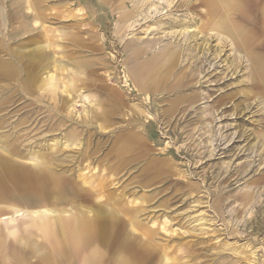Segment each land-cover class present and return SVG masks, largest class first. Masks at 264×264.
<instances>
[{
  "label": "rangeland",
  "instance_id": "rangeland-1",
  "mask_svg": "<svg viewBox=\"0 0 264 264\" xmlns=\"http://www.w3.org/2000/svg\"><path fill=\"white\" fill-rule=\"evenodd\" d=\"M231 1L0 0V164L66 182L10 186L0 264L54 253L36 209L96 218L88 264H264V0Z\"/></svg>",
  "mask_w": 264,
  "mask_h": 264
},
{
  "label": "bare ground",
  "instance_id": "bare-ground-1",
  "mask_svg": "<svg viewBox=\"0 0 264 264\" xmlns=\"http://www.w3.org/2000/svg\"><path fill=\"white\" fill-rule=\"evenodd\" d=\"M218 1L224 2L225 8H228L232 3L231 0ZM209 2L212 7L218 6L217 0H209ZM5 160L6 159H2V162ZM14 169L15 170H9L8 168H5L4 164H0V201L3 198L6 199L9 194L8 189L10 186L17 188L20 192L30 191L43 197L57 195L61 193L60 188L66 186L64 179L58 174L46 175L41 170H27L25 167ZM45 169L48 172L50 167L48 168L47 166ZM61 213L62 215L65 214V217H62V220L60 217L58 220L55 218L53 222L47 218L46 211L42 209L31 211L26 210L21 214L23 219H26V223H24L25 230L38 228L48 239H52L54 242L53 249L55 248V250L52 249L54 253L52 256L50 255L47 257V263L45 264H70L74 262L73 256L75 255L78 257L81 256L83 264H88L89 260L91 263L96 262L99 257L96 251L94 253L92 252L87 258L84 256L83 251L85 249V240H89L90 242L95 241L97 243L100 242L105 249V246L108 243L106 235L107 230L97 223L96 218L93 220L94 217H92L90 222L85 220L84 212H81V214L74 213L72 216H69L71 212L66 210H62ZM61 213H59V215ZM9 223L14 224L16 223V220L14 218H9ZM137 226V224L133 223L132 230H139L140 228ZM7 233H9L14 239L17 238V240H20V236H23V233H20L16 228ZM38 250L37 247H32L31 249V251L40 253L41 251ZM141 254L143 255L141 250H136V255L138 257Z\"/></svg>",
  "mask_w": 264,
  "mask_h": 264
}]
</instances>
